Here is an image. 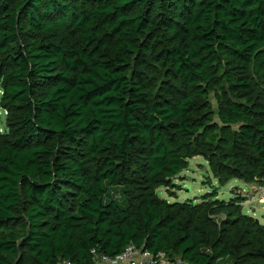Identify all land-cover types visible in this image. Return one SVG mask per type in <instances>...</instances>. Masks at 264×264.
Listing matches in <instances>:
<instances>
[{
	"label": "trees",
	"instance_id": "1",
	"mask_svg": "<svg viewBox=\"0 0 264 264\" xmlns=\"http://www.w3.org/2000/svg\"><path fill=\"white\" fill-rule=\"evenodd\" d=\"M0 87V264H264L240 191L157 192L264 186V0H0Z\"/></svg>",
	"mask_w": 264,
	"mask_h": 264
},
{
	"label": "rangeland",
	"instance_id": "2",
	"mask_svg": "<svg viewBox=\"0 0 264 264\" xmlns=\"http://www.w3.org/2000/svg\"><path fill=\"white\" fill-rule=\"evenodd\" d=\"M2 90L0 87V99ZM6 127V115L0 108V128ZM211 180V184H209ZM171 187H160L157 192L159 196L173 201H194L202 200L205 194L217 191L218 199L230 200L236 198L234 190L240 191L241 196L246 200L243 209L246 214L252 216L257 222L264 224V186L248 184L241 180L229 181L226 185L217 184L216 178L210 173L208 162L200 156L194 157L188 162L187 169L183 170L181 176L173 180ZM245 196V197H244ZM172 264L171 258H165Z\"/></svg>",
	"mask_w": 264,
	"mask_h": 264
},
{
	"label": "built area",
	"instance_id": "3",
	"mask_svg": "<svg viewBox=\"0 0 264 264\" xmlns=\"http://www.w3.org/2000/svg\"><path fill=\"white\" fill-rule=\"evenodd\" d=\"M3 111L7 115V111L5 109ZM93 253L95 252L93 251ZM94 258V264H169L164 254L154 256L150 251L137 249L134 246H128L124 252L113 258L106 255L95 256ZM177 263L180 264V262ZM172 264L176 263L172 262Z\"/></svg>",
	"mask_w": 264,
	"mask_h": 264
}]
</instances>
